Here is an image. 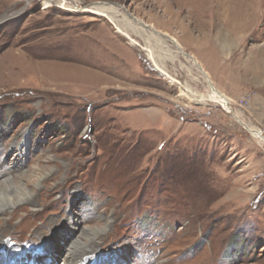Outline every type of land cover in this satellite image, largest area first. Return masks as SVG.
I'll return each mask as SVG.
<instances>
[{"label":"rangeland","instance_id":"obj_1","mask_svg":"<svg viewBox=\"0 0 264 264\" xmlns=\"http://www.w3.org/2000/svg\"><path fill=\"white\" fill-rule=\"evenodd\" d=\"M262 126L264 0H0V252L264 264Z\"/></svg>","mask_w":264,"mask_h":264},{"label":"bare ground","instance_id":"obj_2","mask_svg":"<svg viewBox=\"0 0 264 264\" xmlns=\"http://www.w3.org/2000/svg\"><path fill=\"white\" fill-rule=\"evenodd\" d=\"M118 31L121 33L120 29ZM171 40L175 44H178L175 39L172 38ZM144 51L146 52L147 58L151 62L153 67L156 68L158 71H160V73L164 74L165 72L163 71V68L160 66L159 62L157 61L156 57L154 56L152 49L149 47H146V48H144ZM192 62L194 65L199 67V71L203 75L204 79L209 83L208 76L203 71L202 67H200L199 63L196 60H193ZM209 90H210L211 95L217 101H219L223 104H226L225 106L229 107L230 104H228V98L226 96H224L223 94L218 92L212 86H210ZM251 132L255 138H258L257 137L258 136L257 130L251 129ZM8 189H9V187L0 188V214L8 213L10 215L11 213L14 212L13 210L11 212H7L8 208L12 207L16 201V199L12 197V193ZM26 203L31 204V203H33V200H26ZM82 237H83L82 240H78V241L76 240L75 242L72 243L71 248L68 250L69 253L67 254V256L72 255L74 257V259H77V261L75 260V262H74L75 264H90L92 261V256H88V254H89L88 252L90 250L94 249L93 246L95 245L96 241L93 238V236H90L89 234H83ZM53 240H54V238L51 239V241L48 243V246L45 248L46 251H43V253H45V252L47 254L51 253L49 250L50 245L52 247H55ZM4 250L5 249H3L2 252H0V257H1L0 262H3V264H4V262L7 264H28L27 261L30 262L32 260H33L32 261L33 264H39V263L35 262L38 260V258H37L38 254L35 251L25 250L22 252H15V251L10 252L9 250L6 249L7 252L4 253ZM4 259H6V260H4ZM54 261L55 260L52 259V263H54Z\"/></svg>","mask_w":264,"mask_h":264},{"label":"built area","instance_id":"obj_3","mask_svg":"<svg viewBox=\"0 0 264 264\" xmlns=\"http://www.w3.org/2000/svg\"><path fill=\"white\" fill-rule=\"evenodd\" d=\"M252 98V95L251 93H246L245 95H243L242 97L238 98V99H243V100H246V102H250ZM236 104V102H235ZM258 132V139L261 141V143L263 144L264 143V126L262 127H258V128H255ZM264 145V144H263Z\"/></svg>","mask_w":264,"mask_h":264}]
</instances>
